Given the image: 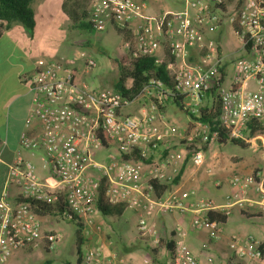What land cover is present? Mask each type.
<instances>
[{
  "label": "built area",
  "instance_id": "obj_1",
  "mask_svg": "<svg viewBox=\"0 0 264 264\" xmlns=\"http://www.w3.org/2000/svg\"><path fill=\"white\" fill-rule=\"evenodd\" d=\"M145 1L90 0L88 24L95 32L104 31L108 25L127 30L132 19H140L141 23L132 30L131 42L124 43L129 59L149 57L157 65L164 63L165 59L157 56L164 41L172 59L166 70L188 114H198L204 97L218 83L223 70L220 42L206 37V32L228 29L246 54L233 61L230 80L220 87L218 129L212 131L207 124L192 120L184 138L192 165L200 168L205 162L206 148L217 142L221 130L226 131L229 140L241 141L249 122L264 120V0H179L181 10L148 17L142 14ZM193 52L198 54L197 62L190 61ZM80 56L85 59L87 70L96 66L93 58L83 53ZM71 64L67 60L39 59L35 62L36 73L22 79L33 96L25 125L37 121L38 130L31 134L23 132L19 146L30 152L43 151L42 161L50 167L52 181H41L34 164L20 153L7 165L0 192V264H5L14 252L36 250L41 246L53 250L59 241L57 233L41 230L30 202L51 205L62 198L70 213L64 218L79 223L82 237L88 238L94 215L98 213L96 203L102 179L108 204H124L139 211L137 231L140 236L157 241L156 232L147 225V218L193 209L198 215L191 227L206 229L209 239H219L220 223L209 221L207 214L219 210L227 217L234 206L241 205V200L227 198L225 204L219 206L210 199L198 197L194 191L171 192L166 197H158L155 185L171 183L174 178L156 163L144 171V162L161 143L177 134V129L166 125L158 113L167 98L164 83L151 79L134 100L128 101L114 91L75 84ZM134 101L147 102L152 112L144 109L139 116L124 115L123 108ZM157 119L164 127L163 132L155 125ZM98 131L116 146L119 156L131 155L137 160L94 162L91 151L102 146L95 136ZM179 159H182L179 153L168 156L169 162ZM89 169L99 175L90 174ZM257 177L235 174L228 179V184L240 191L252 188L259 200L247 201L248 207L255 206L264 213V184ZM10 185L19 190L17 203L8 199ZM189 196L194 197V202L185 206L183 201ZM173 239L172 264H201L186 243L185 231L177 227ZM260 247L259 241L236 235L228 244L238 261L246 264H258L262 260ZM83 259L86 264H122L115 254L106 260L100 244L86 246Z\"/></svg>",
  "mask_w": 264,
  "mask_h": 264
},
{
  "label": "crops",
  "instance_id": "obj_2",
  "mask_svg": "<svg viewBox=\"0 0 264 264\" xmlns=\"http://www.w3.org/2000/svg\"><path fill=\"white\" fill-rule=\"evenodd\" d=\"M89 4L90 0H33L30 3V8L34 18L41 16V13H45L47 20L43 21L39 29L35 24L32 32L28 31L17 21L10 22L9 24L1 22L4 29L0 38V192L4 187L7 165L15 160L18 153L25 160L34 164L35 173L41 181H52L50 167L42 161L43 151L38 149L30 152L20 149L19 146V137L23 132L31 134L38 130L37 121H33L29 126L25 125V120L30 113L33 96L22 82L23 78L32 77L36 73L35 62L37 60L48 61L60 55L57 59L72 62L70 67L76 73L79 85H85L92 89L106 90L110 88V91L114 90V85L118 79V71L117 76L111 74V77L103 81L106 88H98L99 86L96 87L93 83L87 81V77L90 74L92 75L93 72L91 71L92 69L87 70L85 68V59L80 55L83 53L87 57L93 58L96 62V59L92 56L93 54H89L88 50L101 53L106 57L108 66L112 70H117L111 67L109 59H120L128 54L124 41L130 40L131 42L132 30L138 27L141 20L138 18L132 19L126 32L119 31L118 28L108 25L113 27L115 31L122 32V49L117 53L118 56L114 57L108 49V44L103 42V31L101 33L95 32L88 27ZM181 8L182 5L179 0H146L142 14L147 17L160 16L164 12L179 11ZM52 10L55 11L54 14L51 12ZM224 30L228 31V29H221L218 32L207 31L206 37H214L220 42ZM80 31H84L91 36L82 38ZM71 35L77 39L76 42L74 40L69 41L66 38ZM232 37L236 40L234 36ZM6 43L7 48L2 50V44L6 45ZM73 49L75 51L71 52ZM221 52L224 58L223 72L225 74V83L228 73L230 72V77L232 75V63L227 67L225 61L231 55V52L226 53L223 50ZM236 52L241 57H246L239 43ZM167 53L166 44L162 41L157 56L166 59ZM191 59L197 62L198 54L193 52L190 56V61ZM102 80L100 79V81ZM10 81L18 84V88L16 95L12 96L13 94L10 92L7 97L6 87ZM95 81V83H99V80ZM125 86L126 88L131 86L130 79L126 81ZM144 102L134 101L128 105L131 109L125 112V108L128 107L126 106L123 108L122 113L124 115L139 116L144 109L146 111L149 110L147 102H145L146 105H143ZM148 112L151 113L152 111L149 110ZM158 113L162 115L166 125L177 129V134L161 143L160 148L144 162L145 172L152 164L156 163L162 167V170L167 175L174 178L171 183L160 185V187H166L160 197H166L171 192L181 194L183 192L194 191L198 197L210 199L219 206L224 205L227 198L241 200V205L234 206L231 209L230 215L226 217L225 223L220 224L221 235L217 240L209 239L206 229L195 230L191 227V222L198 215L193 209L168 214H155L147 218L148 227L156 232V242L151 237L139 235L137 231V223L140 216L139 211L130 207H124L119 215L110 214L106 216L98 211L94 215V225L91 234L88 238L82 237V248L85 249L86 246L100 244L103 247L106 260L115 254L121 259L122 264H145V261H149L151 264H172V250L170 251L168 246L170 245L173 249V237L175 229L178 227L186 232V243L201 264H246L245 262L238 261L229 250V240L235 235L241 238L250 237L259 241L264 246V213H261L255 206L248 207L247 201L256 202L259 200L258 193L252 188L240 191L238 188L231 187L228 184V179L233 175H246L239 172L241 166L227 162V157L235 154L224 152L222 147L230 142L211 144L205 152L206 166L196 168L191 163L186 140L184 139L191 126L192 119L190 116L177 108L174 102L169 99H165ZM155 125L160 132L164 131V127L162 123H159L158 119L155 120ZM259 125L263 126L264 120L259 121ZM259 131L258 129L254 132V136ZM245 132H249L248 128ZM241 142L244 147H246L245 143L250 142L245 138V133L244 140H241ZM102 148L108 147L100 146L96 149L101 150ZM93 151L94 149L91 151V154ZM172 153H179L182 159L169 162L168 156ZM239 158L242 160L241 157ZM119 160H122V157L118 154L116 158H110L105 163ZM93 161L98 163L95 160ZM89 172L92 175L97 173L93 169H89ZM254 174L264 183V165L261 172H255ZM7 193L8 199L12 203L20 201L17 187L13 185L8 186ZM193 202L194 197L192 196L183 201L185 206ZM214 212L222 215L219 210H215ZM35 214L41 223V230L44 233H57L60 236L59 241L53 250H48L46 246H41L36 250L14 252L5 264H86L83 259L84 252H82V248L80 256L76 250L78 230L76 223L57 215ZM58 218L72 222L75 225V229L73 230L74 250L71 252V254L73 253L71 260L62 257V250L58 251L60 246L63 247L61 242L64 237L63 228L56 221ZM258 264H264V256Z\"/></svg>",
  "mask_w": 264,
  "mask_h": 264
},
{
  "label": "trees",
  "instance_id": "obj_3",
  "mask_svg": "<svg viewBox=\"0 0 264 264\" xmlns=\"http://www.w3.org/2000/svg\"><path fill=\"white\" fill-rule=\"evenodd\" d=\"M32 1L33 0H0V38L2 35V31L4 29V26L2 25L1 22H6V24H9L10 22L17 21L21 23L28 31L30 32L33 31V28L35 26V20H34L33 12L30 8V3ZM88 27L91 28L89 24ZM123 31L126 32V30H122V32ZM129 42L130 40L124 41V43H129ZM193 60L194 59H191L192 62H194ZM109 61L111 67L113 69H117L118 71V79L114 85V90H113L114 92L121 94V96L128 101H132L140 94L143 87L147 85L151 79L156 78L161 80L165 85V89L167 91L166 99H169L170 101L174 102L177 108L184 111L181 105L182 97L176 94L173 87V82L171 79L170 72L166 70L167 63H170L172 61L168 53L165 62L160 65L155 64L154 59L149 57H143L137 60H131L129 59L128 54L120 59L110 58ZM73 76H74L73 82L75 84H78V79L74 71H73ZM224 76L225 74L222 70L221 77L218 83H216L214 87L206 94L205 98L203 99L205 101L202 104V106L199 108V112L197 115H191L186 112L192 120H198L204 124H207L212 131L218 129V117L220 114L219 90L224 82ZM128 79L131 80V86L129 88H126L125 83ZM159 110H161V107H159ZM247 128L249 132L253 134L260 128L259 122L251 121L248 123ZM95 136L99 138L101 145L103 147H109L110 145H112V143L109 140H107L106 137H104V135L100 131H98L95 134ZM227 141L233 145L244 147L241 141L232 140V139L228 140L226 131L221 130L217 142L226 143ZM189 149H191V147ZM122 159L137 160V158L131 155L122 156ZM104 189H105V181L104 179H102L99 185V197L96 203L97 210L105 216L110 214L119 215L122 209L126 206L124 204H118V205L108 204L104 198ZM165 189H166L165 186L160 187V185H155L156 196L160 197L162 195V192L165 191ZM30 205L34 213L57 215L61 217H64L66 214H70L68 213V209L62 198H59L54 204L51 205H45L39 202H30ZM207 217L209 221L217 222L220 224H223L226 221L225 216L214 211L209 212L207 214ZM71 221L74 222L75 220L71 219ZM76 225L78 227L76 250H77V254L80 256L83 241H82L80 225L79 223H76ZM168 248L170 251L172 250V247H170V245L168 246ZM260 250L262 252V256H264L263 245H261Z\"/></svg>",
  "mask_w": 264,
  "mask_h": 264
},
{
  "label": "rangeland",
  "instance_id": "obj_4",
  "mask_svg": "<svg viewBox=\"0 0 264 264\" xmlns=\"http://www.w3.org/2000/svg\"><path fill=\"white\" fill-rule=\"evenodd\" d=\"M53 14L55 13L54 10L51 11ZM36 27L39 29L41 27V24L43 21L45 22L47 20V15L45 13H41V16H38L34 18ZM117 31V30H116ZM113 27L108 26L106 27V30L103 31L104 33L102 35L103 42L105 44H108V49L112 56L116 57L118 56L117 53L120 49H122V42H121V33L119 30L116 32ZM82 34V38L90 37V34H87L84 31H80ZM101 33V32H100ZM68 35V34H66ZM69 41L74 40L75 42L77 39L75 37L67 36L66 37ZM220 44H221V50L223 52H231V55H229L225 60L227 67L230 66L235 59L241 57V55L236 52V49L238 48L237 41L231 36L230 31L227 32L224 30L222 34V38H220ZM4 48H7V43L2 44L1 49L4 50ZM77 48V47H76ZM77 50V49H76ZM225 50V51H224ZM75 50H71V52H74ZM89 54H93L92 56L96 59V66L91 71L93 72L92 75L90 74L87 77V81L90 83H93L98 88H106L105 82H103L108 77H111V74H114L117 76V70H112L108 64L106 57L101 53H95L91 50H88ZM1 53V52H0ZM60 55H57V58H59ZM54 58L52 60L59 61L60 59ZM230 77V72L228 73L226 77L225 84L228 81ZM115 79V77L113 76ZM100 79L102 81H100ZM95 80H99V83H95ZM130 85V83H128ZM18 88V84H16L14 81H10L7 84L6 87V96H9V93L12 92V96L16 95V90ZM110 88L106 89L109 90ZM112 91V90H111ZM143 105H146V103H143ZM142 105V106H143ZM131 109L130 106L125 108V112L129 111ZM263 121V120H262ZM259 132L254 134H251L250 132H245V138L249 140L250 142L245 143L246 147H239L237 145H232L230 143H227L222 147V150L224 152L232 153L235 155H230L227 157V162L231 164H238V166H241V169L239 172L245 173L246 175H254L255 172H261L263 170L264 165V125L260 126ZM257 136V138H256ZM208 148H206L207 150ZM206 152V151H205ZM118 155L117 149L115 145H111L108 148H102L101 150L94 149V151L91 154V158L93 160L97 161L98 163L104 164L108 159L110 158H116ZM241 157L242 160L237 157ZM217 160V159H216ZM207 162L205 161L203 166H206ZM202 166V167H203ZM200 167V168H202ZM99 173L97 172L95 175L98 176ZM94 175V176H95ZM264 177V176H263ZM56 221L62 226V231L64 232V237L62 238V242L58 251L62 250V257H66V259L71 260L73 257V253L71 252L74 250V235L73 230L75 229V225L72 222H67L65 220H62L61 218L56 219ZM76 238V236H75ZM84 248H82V252H84Z\"/></svg>",
  "mask_w": 264,
  "mask_h": 264
}]
</instances>
